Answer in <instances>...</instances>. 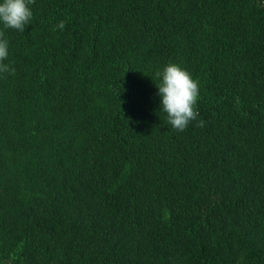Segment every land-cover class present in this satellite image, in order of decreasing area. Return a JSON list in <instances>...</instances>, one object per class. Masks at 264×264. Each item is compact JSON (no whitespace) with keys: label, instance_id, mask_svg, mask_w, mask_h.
Returning a JSON list of instances; mask_svg holds the SVG:
<instances>
[{"label":"trees","instance_id":"1","mask_svg":"<svg viewBox=\"0 0 264 264\" xmlns=\"http://www.w3.org/2000/svg\"><path fill=\"white\" fill-rule=\"evenodd\" d=\"M30 8L0 22V264H264V0ZM169 63L198 82L183 132Z\"/></svg>","mask_w":264,"mask_h":264},{"label":"clouds","instance_id":"2","mask_svg":"<svg viewBox=\"0 0 264 264\" xmlns=\"http://www.w3.org/2000/svg\"><path fill=\"white\" fill-rule=\"evenodd\" d=\"M34 3L35 0H3L0 3V22L4 28L24 32L31 23L33 13L30 5ZM64 27V21H60L53 30H63ZM3 37L4 32L0 31V73H14L15 69L4 63L8 58V41ZM155 75L160 79V83L156 84L157 94L161 97L160 107L167 114L171 126L183 132L198 116L195 108L199 96L198 82L191 78L190 73L173 63ZM198 126L203 127L204 121H199Z\"/></svg>","mask_w":264,"mask_h":264}]
</instances>
